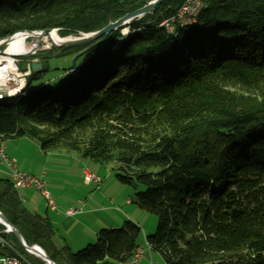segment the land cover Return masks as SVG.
Instances as JSON below:
<instances>
[{"label": "trees", "instance_id": "16d2710c", "mask_svg": "<svg viewBox=\"0 0 264 264\" xmlns=\"http://www.w3.org/2000/svg\"><path fill=\"white\" fill-rule=\"evenodd\" d=\"M152 0H0V41L22 30L97 31ZM185 0H166L78 57L61 82L32 71L0 101V142L30 137L41 148L118 163L142 184L136 201L158 217L148 244L167 264H264V0H203L197 24H158ZM65 47L71 57L91 46ZM0 209L29 245L62 264H127L140 245L132 221L104 228L82 250L56 248L47 217L0 178ZM0 223V253L30 255Z\"/></svg>", "mask_w": 264, "mask_h": 264}, {"label": "rangeland", "instance_id": "374dc122", "mask_svg": "<svg viewBox=\"0 0 264 264\" xmlns=\"http://www.w3.org/2000/svg\"><path fill=\"white\" fill-rule=\"evenodd\" d=\"M185 1L182 3V5L185 3ZM182 5L180 6L178 11H180ZM190 16L191 18H193V14H190ZM165 19L159 22L158 26L162 27L167 33V36L170 37L171 35L169 34V27L167 23H165ZM129 25L119 28L122 29L121 34L116 38L114 44L111 47L112 49L118 48L122 44L125 37L135 32V30H131ZM55 29H57V33L61 38L77 37L81 36L84 33L79 32L61 35L58 31L60 29ZM74 56L71 57L70 53H68V50L65 49V46L59 48H47L37 54L32 55L15 54L9 57L4 53H0L1 61L4 62L5 59H9L15 62L16 64L15 71H11L10 69L12 73L11 80L9 81V86L10 88L17 87V89H19V92L12 97L17 96L27 86V78L29 77L32 71H38L44 68L45 66H47V69L43 72V75L41 77V79L45 82L63 81L66 78V70L69 69L70 66L71 68L68 71L71 74H76L79 66H77L76 64L78 58L75 59L74 65H72ZM34 62L40 63L42 65L41 68L37 70L32 69L31 65ZM29 139L30 137H28V141H32ZM16 140L17 138L13 137H8L5 139L7 143L6 151H8L9 149L8 144L13 145L14 141ZM26 142L27 140H24L22 142L24 148H26ZM35 142L37 141L35 140ZM30 145L31 144H29V146L27 147V150L25 149V152H27V154H31L32 158H28L27 156L22 155L19 164L22 166L23 164L30 166L33 170L30 174L40 176V172L36 171L42 165L39 163V158H42L43 160L45 158L42 157L38 152H34L32 148L33 146ZM37 147H39L38 149H40V143L37 144ZM46 155L49 159V165H47L45 170H49L50 174L48 173L42 178L45 181L46 188L53 195L56 202L58 203V208H60V210L64 211V209H62L63 207H72V209L74 207H97L103 210L105 209V207H109V227L122 226L127 221H132L136 223L141 229L137 237V243L140 245V250L143 251V256L148 257L146 260L147 264H167L161 253L158 252L155 248L151 249L150 245L147 242V236L154 234L157 230L158 217L156 214L142 208V206L136 201V193L138 191H142L144 189V186L142 184L134 185L122 182L117 176V174L119 173L117 161L113 160L109 163H98L90 159L83 158L77 152H68L66 150L56 149L47 151ZM94 163H97L102 167V170L98 172L99 174H96V176L100 178L99 185L97 183L91 181L88 182L86 180V170L88 169L92 173H94L95 171V169L91 166L94 165ZM27 191L29 199L24 202V205L26 207H43L44 210L46 209V207H48L46 198L42 194L41 190L34 187H30V189H28ZM98 218L101 217L99 216ZM100 222L102 221L100 220ZM73 224V220H69L64 224L65 226L63 225L67 233L69 243L68 245L72 248V252L82 250L88 244L94 243L97 240V238L95 237L91 239L90 242H81L79 236L73 232ZM98 225H100V223H98ZM103 228V226L99 227L98 233ZM149 252H151L152 255H150ZM28 253L44 262V260L41 259L39 256H36L30 252ZM61 263L68 264L65 258L62 259Z\"/></svg>", "mask_w": 264, "mask_h": 264}, {"label": "crops", "instance_id": "0c3cea01", "mask_svg": "<svg viewBox=\"0 0 264 264\" xmlns=\"http://www.w3.org/2000/svg\"><path fill=\"white\" fill-rule=\"evenodd\" d=\"M22 140L23 141L27 140L26 148H24V146L22 144V142H23ZM29 140H32V141H28V137H26V136L20 137L19 139L17 138V140L14 141L13 145L8 144L9 149H8V151H6V148H5V151L10 158H12L16 161L17 167L20 171L30 174L31 171H33L31 169V167L28 165H24V164L22 166L19 163H20V160L22 158L21 157L22 155H25L28 158H32L31 154H27V152H25V149L27 150V147L29 146V144H31L30 146H33L32 147L33 151L38 152L42 157L45 158L44 160L42 158H39L40 159L39 163L42 165L40 168H38L36 170L37 172H40V174H41L40 176L43 177L44 175H47L49 173V170H47V171L45 170L47 165H49V159L46 155L47 151L43 150L41 147H40V149H38L39 148V147H37L38 143L35 142V140H33L32 138H30ZM6 146H7V143H6ZM56 150H58V149H56ZM91 166L95 169L94 173L97 175L99 174L98 172L102 170V167L100 165H98L97 163L96 164L94 163V165H91ZM9 171H10V169L5 163H2V164L0 163V178H9ZM86 171H90V170L87 169ZM31 175H33V174H31ZM27 188L28 187L17 188L18 193H19L21 199L23 200V203L27 199H29V197L27 195V193H28L27 190L30 189V187L28 189ZM84 205H86V204H84ZM87 205H88V203H87ZM27 208L37 212L39 215L47 217L50 220V222L52 223V225L56 231L55 235L52 238V241L55 244L56 248H58V249H61L65 246H69L67 233H66V230L64 229V226H65L64 224L69 220H73V223H74L73 224V226H74L73 232L79 236V238L81 239L80 241L83 243L90 242L91 239H93L95 237L97 238L98 230H99V227H101V226H103L104 228L118 227V226H110L109 227V213H108L109 207H105L104 210L99 209L97 207H74L73 209H77V213L74 215L67 214V210L72 208V207H69V208L63 207L62 209H64V211L60 210V208L52 209L49 206L46 207L45 210L43 209V207L42 208H40V207H27ZM99 216L101 218H98ZM100 220L102 222H100ZM98 223H100V225H98ZM0 239H1V237H0ZM150 248L153 249V247H151V246H150ZM70 250L72 251L71 247H70ZM139 251L143 252L142 250H139ZM149 254L152 255L151 252H149ZM1 255H3V254L0 253V256ZM147 258L148 257L143 256V254H142V257L139 260L138 264H147V261H146Z\"/></svg>", "mask_w": 264, "mask_h": 264}, {"label": "water", "instance_id": "95a60500", "mask_svg": "<svg viewBox=\"0 0 264 264\" xmlns=\"http://www.w3.org/2000/svg\"><path fill=\"white\" fill-rule=\"evenodd\" d=\"M164 1L165 0H152L147 4H145L144 6H141L133 11L128 12L114 21H110L107 25H105L104 27L100 28L97 31L83 33L81 36H77V37L61 38L59 36L60 41H55L50 37L53 31H57V29L55 28H45L43 30L18 31L13 35L0 41V53L8 54L6 51L7 45L3 43L8 42L17 34H22V33L23 34L20 38V41L22 42L23 47L25 51H27V53L21 55L37 54L47 48H59L64 46L66 47V46H74L85 43H92L91 46L81 50L74 56L72 62V65H74L75 59H77L80 55L84 54L92 47L104 41L112 31L119 29L120 27L129 25L131 21L135 19H140L146 17L150 13H153L156 10L157 6ZM13 55L15 54L13 53ZM41 66L42 65L40 63H36V62L32 63L31 65L32 69L34 70L41 68ZM0 223L6 227L5 230L7 232H11L15 235V237L17 238V240L20 242V244L25 250H27L30 253L32 252L37 253L38 256L44 260L45 264H59L54 259H52L50 255L47 253V251L44 248H42L40 245L38 244L29 245L24 239L20 230L8 219V217L1 209H0Z\"/></svg>", "mask_w": 264, "mask_h": 264}, {"label": "built area", "instance_id": "2783aa9c", "mask_svg": "<svg viewBox=\"0 0 264 264\" xmlns=\"http://www.w3.org/2000/svg\"><path fill=\"white\" fill-rule=\"evenodd\" d=\"M196 3L194 0H186L182 5L180 11H178L175 15L170 16L165 19V23H167L169 27V34L175 33L176 26L180 25H194L198 22V20L194 19V11L196 8ZM198 7V5H197ZM190 14H193V18H191ZM11 71L0 69V93L6 94L7 92H19V89L10 88L9 81L11 80ZM6 143L1 144L0 146V163H5L10 171H9V179L12 181L14 187L22 188V187H34L41 190L42 194L45 196L47 204L52 209H58L59 205L56 202L53 195L46 188L45 181L41 176L31 175L25 172H22L18 169L17 163L14 159L10 158L6 151ZM86 180L89 182L100 184V178L96 176V174L86 171ZM77 213V209H68L67 214L74 215ZM6 231V230H5ZM7 232V231H6ZM21 257V256H19ZM16 255H1L0 256V264H23L21 258ZM142 255H139L137 260H132L131 262H127V264H138Z\"/></svg>", "mask_w": 264, "mask_h": 264}, {"label": "bare ground", "instance_id": "6f19581e", "mask_svg": "<svg viewBox=\"0 0 264 264\" xmlns=\"http://www.w3.org/2000/svg\"><path fill=\"white\" fill-rule=\"evenodd\" d=\"M194 1L198 5L197 9H195V11H194V19L198 20L199 15H200L205 4H204V2H202V0H194ZM22 34H17L15 37H13L8 42L3 43L5 45H7V47H6V51L8 53V54H6L7 56L11 57L13 55V53L14 54H26L27 53V51H25V49L23 47L22 42L20 41ZM171 34H173V33H171ZM50 37L52 39H54L55 41H60L59 40L60 37H59L57 31H53L51 33ZM48 42H49V40H48ZM0 69L7 70V71H9L11 69V71H15L16 70V64H15V62H13L9 59H5L4 62L0 60ZM17 93L18 92H7L6 94L0 93V101L4 100L6 98H10ZM5 143H6L5 140L1 141L0 146H1V144H5ZM32 253L34 255L38 256L37 253H35V252H32ZM139 255H142L141 251L137 252L135 254V256L131 260H129L128 262H131L132 260H137L139 258Z\"/></svg>", "mask_w": 264, "mask_h": 264}]
</instances>
